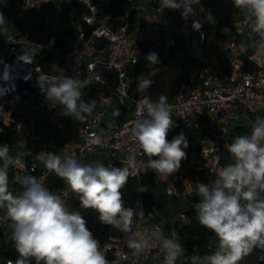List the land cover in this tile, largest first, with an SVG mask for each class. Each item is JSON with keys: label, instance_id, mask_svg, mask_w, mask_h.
I'll use <instances>...</instances> for the list:
<instances>
[{"label": "built area", "instance_id": "built-area-1", "mask_svg": "<svg viewBox=\"0 0 264 264\" xmlns=\"http://www.w3.org/2000/svg\"><path fill=\"white\" fill-rule=\"evenodd\" d=\"M12 2V13L6 19L10 23L6 30L0 29V61L3 62L0 63V76L7 67L13 77L8 83L0 80V88L4 89V94L0 95V145L9 144L11 154L21 157L19 166H11L13 176L31 174L47 188L52 180L59 179L61 182L55 172L48 171L36 158L35 155L41 151L54 152L61 158L70 156L84 164L101 162L105 166L118 164L130 167V157L137 162L146 161L130 131L132 123L140 117L136 104L139 98L129 72L148 54V50L142 48L147 26L142 19H138V14L150 10L164 18L162 34L169 46L177 47L184 40L182 30L178 35L175 29L179 10L162 11L159 0ZM230 2L237 12L232 23V38L224 35L219 19L203 14L190 21L192 36L188 43L196 72L188 84L180 85L170 106L180 124L177 133L167 135V139L171 141L183 133L189 147L184 149L187 158L174 173L173 181L165 186L164 194L177 204L192 203V206L179 209L173 220L159 212L156 199L147 204L141 192H137L133 207L139 200L145 212L142 219H135L140 225L141 237H151L154 230L160 229L165 237L171 238L175 233L178 239L179 231L188 224L187 210L194 209L195 203L199 202L194 192L195 184L214 179L223 158L229 154L224 145L237 135L230 125L242 120V126L251 133L256 118H264V49L259 47L258 36L253 35L250 39L249 22L243 12L235 8L232 0ZM55 3H59L60 7L75 6L72 16H78L75 25L78 35L70 51L64 55L50 44L54 33L49 34L46 29L34 33L24 26L36 11ZM193 21H199V29L193 26ZM236 21L240 23L239 32L234 30ZM72 25L73 20H70L66 29ZM208 40L213 47V57L205 59L203 49ZM39 45L43 47L40 49ZM23 48L31 64L18 60ZM48 55L52 57L49 72L42 69L39 61H35L38 56ZM62 70L81 80L88 79L81 89L83 96L89 88H97V108L83 122L61 115L59 106L49 109L37 86L40 73L53 76ZM115 107L127 110L129 118L121 125L113 126L105 119ZM57 117L66 121L59 122ZM52 130L53 135L50 134ZM22 142L26 148L21 147ZM95 150L99 152L97 158L92 157ZM28 151L32 155H28ZM130 171L133 173L130 179H139L140 173L136 174L131 167ZM16 185L20 193L23 189L18 183ZM51 191L65 200L67 206L71 199L79 196L66 181ZM0 231L4 238L12 232L6 209H0ZM213 235L209 245L211 254L218 247V239ZM102 248L106 249V256L111 255L113 259L117 254L127 255L128 259L123 264H164L163 253L155 243L145 252L133 256L125 243L124 233L110 235ZM7 262L5 260L4 264ZM185 263L187 261L183 257L176 262Z\"/></svg>", "mask_w": 264, "mask_h": 264}, {"label": "clouds", "instance_id": "clouds-1", "mask_svg": "<svg viewBox=\"0 0 264 264\" xmlns=\"http://www.w3.org/2000/svg\"><path fill=\"white\" fill-rule=\"evenodd\" d=\"M200 0H159L160 9L179 10L187 20L194 16L193 5ZM235 8L243 12L249 22L250 39L260 40L264 49V0H232ZM10 22L0 12V29ZM199 29V21H193ZM54 44V38L50 41ZM40 49L43 47L39 45ZM25 64L31 59L25 51L18 57ZM145 60L156 65L159 56L149 52ZM0 63H3L0 61ZM13 79L7 67L0 80L8 83ZM85 80L68 75L64 70L58 75L41 74L37 86L49 109L61 108V115L83 122L91 115L96 102H83L81 89ZM137 91L145 92L152 84L149 78L138 80ZM4 89L0 88V95ZM140 117L132 123L131 136L138 142L145 160L135 161L130 157V167L136 174L154 171L166 175L178 172L181 162L187 158L184 149L189 147L186 136L181 133L171 141L169 131L175 126L172 112L165 95L153 101L148 96L136 100ZM119 116V110L113 112ZM2 131V129H0ZM21 147L26 148L25 143ZM224 147L231 154L233 163L224 166L208 183L197 182L194 192L199 197L195 213L199 224L215 234L218 247L209 255L201 256L199 250L185 256L186 249L178 242L175 233L171 238L160 229L151 237H141L140 225L135 219L145 216L141 201L135 207H126L123 192L130 176L129 166H105L101 162L84 164L76 158H61L54 152L41 151L35 156L48 171L55 172L79 194L80 207L98 213L99 222L125 234V243L132 255H139L158 244L164 256V264H176L182 257L187 264H241L254 249L264 251V118L257 117L252 123L251 133L236 135ZM28 155H32L28 151ZM21 157L11 154V146L0 145V209H6L11 221V242L18 258L7 264H123L127 255L117 254L108 260L106 249L87 227V221L79 211H70L59 195L50 191L43 182L31 174L15 176L14 182L23 189L14 194L9 188V166H19ZM137 192H146L139 185ZM260 259L264 260V256Z\"/></svg>", "mask_w": 264, "mask_h": 264}, {"label": "crops", "instance_id": "crops-1", "mask_svg": "<svg viewBox=\"0 0 264 264\" xmlns=\"http://www.w3.org/2000/svg\"><path fill=\"white\" fill-rule=\"evenodd\" d=\"M1 9L2 4L0 2V12ZM193 9L195 15L189 16L187 20L182 18L180 11L178 12V20L175 26L177 34L181 29L184 35L183 38H185L186 34L191 37L192 33L189 30L190 21L205 14L211 18L219 19L221 23V30L224 35L228 38L233 37L232 23L235 19L236 14L230 0H200V3L198 5H193ZM4 17L6 19L8 18V16L6 15H4ZM138 19H142L147 26L143 42L152 45L151 47H144L143 43L142 48L148 50V53H157L159 58L163 60V64L151 67L147 72H142L144 70V67H142L138 72H136L133 67L129 72V76L133 82L136 95L139 99L141 98V96L145 95L151 98L153 101H156L158 100L160 95H165L168 99V105L170 107L174 103V94L178 90L180 85L188 84L190 77L196 72V64L191 60L190 56L189 43L187 44V46H185L183 40V42H180L177 47L169 46L166 38H164L161 31L165 20L161 16L155 14L153 11L147 10L144 12H140L138 14ZM203 56L205 59H210L211 57H213V47L209 40L204 45ZM133 73L135 76H131V74ZM146 78L151 79L152 84L144 93H139L137 91V85L139 82L138 80ZM171 112L172 119L175 122V126L169 131L168 135H175L177 133L180 120L172 109ZM105 121L109 125L114 124V122H112L109 117L106 118ZM241 126V123L234 124L231 129L234 130L238 135L237 129ZM98 155V150H95L92 154V157L97 158ZM233 162L234 161L231 157V154H227L221 162L219 171L227 164ZM151 172L154 175L153 171ZM154 178L157 183H163L161 194L156 199L159 206V212L162 215L169 216L170 218L175 220L176 215H172V211L174 209L175 211H178L179 209H186L192 206V203L177 204L176 202H173L171 199L165 196L164 188L166 185L173 181L174 174H171L168 177L166 175L156 174L154 175ZM63 181L64 180H62L61 183ZM10 191H12L14 194H19L17 185L15 190L10 189Z\"/></svg>", "mask_w": 264, "mask_h": 264}, {"label": "trees", "instance_id": "trees-1", "mask_svg": "<svg viewBox=\"0 0 264 264\" xmlns=\"http://www.w3.org/2000/svg\"><path fill=\"white\" fill-rule=\"evenodd\" d=\"M13 0H0L2 4V10L3 14L6 16H10L12 13V5ZM75 9V6H61V11L63 13H73ZM78 16L75 14V16H72L71 20H73V25L69 28L65 29H59L54 32V35L52 38H54V47L60 50L62 55L68 53L72 46L75 43L76 37L78 35V30L76 28V24L78 23ZM253 37V36H252ZM144 47H151L152 45L147 44L145 42ZM51 56H45L40 57L38 56L35 61L38 62L41 65L42 69L49 72L51 71ZM163 64V60L159 58V63L156 65H152L146 62L144 59L143 61L139 62L137 65L134 66V70L138 72L142 67H144V70L142 72H147L151 67H155L158 65ZM131 74V76H133ZM135 76V75H134ZM83 102L88 103L90 101H95V108L93 112H95L97 108V88L92 87L89 88L83 98ZM119 110L120 115L114 116L113 112L115 110ZM92 112V113H93ZM110 118L112 122H114L115 125H121L122 123L126 122L129 118V112L123 108L115 107L112 109L110 113L107 114L106 118ZM238 135H245L250 134V131L247 127L241 126L237 129ZM115 167H120L118 164L114 165ZM14 176L10 172L9 173V187L11 190H15L16 188V182L13 180ZM61 185V182L59 179L52 180L49 182L48 189L51 191L53 187H59ZM139 185H143L147 187V191L141 193L145 199V202L149 204L151 200H155L159 197L161 194V189L163 187V183H157L154 175L149 170L147 172H140V177L137 180L130 179L128 180L127 186L122 189L123 192V199L125 200V206L126 207H133L134 200L137 196L136 188ZM80 197L78 196V201L75 204V210L79 211L83 218L87 221V227L89 230L93 233L94 237L97 238L101 246L103 247L104 243L108 239V237L112 234L119 233L120 231L110 227L103 225L99 222L98 219V213L95 210L92 209H83L80 207L79 203ZM78 206V209H77ZM187 218H188V224L184 226L180 231V237H181V245L186 249L185 255H191L194 250H199V254L201 256L203 255H209L211 254L209 250V245L213 239V232L204 229L200 226L198 218L196 216L195 210L188 209L187 212ZM11 234L4 238L3 234L0 231V264H4L5 260H13L15 261L18 258V253L16 252L15 248L13 247V244L11 242ZM120 234L123 235V233L120 232ZM261 256H264V251H261L259 248L254 249L253 252L250 254V263L249 264H264V260L260 259ZM108 260H113L111 255L107 254ZM31 264H35V260L33 259L31 261ZM43 264V262H41ZM187 264V263H185ZM242 264V262H241Z\"/></svg>", "mask_w": 264, "mask_h": 264}, {"label": "rangeland", "instance_id": "rangeland-1", "mask_svg": "<svg viewBox=\"0 0 264 264\" xmlns=\"http://www.w3.org/2000/svg\"><path fill=\"white\" fill-rule=\"evenodd\" d=\"M235 14L237 13L236 10H234ZM72 18V14L71 13H63L61 11V7L59 3H55V4H51L47 9L41 10V11H36L33 16L28 19V22L24 23V26L27 29L32 30L34 33H39L40 30H44L46 29V31L51 34L54 33L55 31L59 30V29H65L68 22L71 20ZM35 19V20H34ZM43 22V23H42ZM234 25V30L236 32H239L240 28H238V26L240 25V23L238 21H236ZM189 36L186 34L185 38H184V44L185 46H187L188 41H189ZM26 49L23 48V52ZM117 105V103L115 104ZM57 120L59 122H65L66 119L63 117H57ZM238 123H243L244 121L240 120L237 121L235 123H232L230 125V128H232V126L234 124H238ZM113 126H115L113 124ZM50 134L53 135V130L50 132ZM11 172V166H9L8 169V174ZM154 175H156V173L153 171ZM78 201V198H73L68 202V206L70 208V210L74 211L75 210V204ZM78 209V206H77ZM172 215L175 216L177 214V211H175V209L172 211ZM178 242L181 243V237L178 238ZM250 263V255L248 257L245 258L244 261H242V264H249Z\"/></svg>", "mask_w": 264, "mask_h": 264}]
</instances>
